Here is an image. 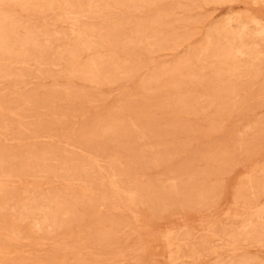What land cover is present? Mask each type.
<instances>
[{
    "label": "rangeland",
    "instance_id": "obj_1",
    "mask_svg": "<svg viewBox=\"0 0 264 264\" xmlns=\"http://www.w3.org/2000/svg\"><path fill=\"white\" fill-rule=\"evenodd\" d=\"M0 185V264H264V0H0Z\"/></svg>",
    "mask_w": 264,
    "mask_h": 264
},
{
    "label": "bare ground",
    "instance_id": "obj_2",
    "mask_svg": "<svg viewBox=\"0 0 264 264\" xmlns=\"http://www.w3.org/2000/svg\"><path fill=\"white\" fill-rule=\"evenodd\" d=\"M22 48V47H21ZM229 49V48H228ZM0 186H2V185H0ZM88 195V194H87ZM133 202V201H132ZM100 211V210H99Z\"/></svg>",
    "mask_w": 264,
    "mask_h": 264
}]
</instances>
